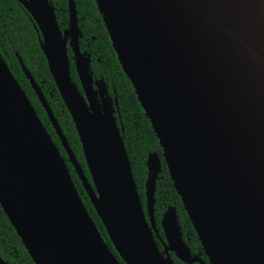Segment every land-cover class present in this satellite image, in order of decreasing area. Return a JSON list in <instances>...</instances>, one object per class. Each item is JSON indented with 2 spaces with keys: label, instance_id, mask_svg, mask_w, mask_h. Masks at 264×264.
<instances>
[{
  "label": "water",
  "instance_id": "water-1",
  "mask_svg": "<svg viewBox=\"0 0 264 264\" xmlns=\"http://www.w3.org/2000/svg\"><path fill=\"white\" fill-rule=\"evenodd\" d=\"M18 1L40 33L90 181L17 56L19 63L124 264H174L170 251L187 264H264V0H95L207 263L192 257L175 207L162 216L167 256L160 252L159 158L148 159L143 206L114 101L79 49L74 0L64 31L49 0ZM67 46L83 94L71 79ZM0 205L35 264H121L1 54Z\"/></svg>",
  "mask_w": 264,
  "mask_h": 264
},
{
  "label": "trees",
  "instance_id": "trees-1",
  "mask_svg": "<svg viewBox=\"0 0 264 264\" xmlns=\"http://www.w3.org/2000/svg\"><path fill=\"white\" fill-rule=\"evenodd\" d=\"M50 2L54 6L57 23L60 29L64 31L69 21L67 0H50ZM74 2L78 27L81 33L78 41L79 49L81 53L89 56L90 72L93 79L105 85L110 97L114 101V115L118 126H122L123 128L120 134L143 205L145 199V183L148 176V159L153 155H157L159 158L160 172L156 180L154 205V222L157 235L163 237L161 219L164 212L168 207H175L184 239L192 253L200 255L203 260L207 261V257L202 250L196 232L182 206L180 197L172 186L169 172L163 159V150L135 95L131 82L126 77L118 61L101 15L98 12L95 0H74ZM0 54L31 101L39 119L52 137V140L58 146L69 169L76 190L97 229L119 262L124 264L114 249L104 225L93 208L72 164L68 160L66 151L62 147L60 139L44 107L31 87L19 63L17 56L21 58L25 67L40 87L75 158L90 181L82 145L79 141L75 125L60 97L48 69L45 55L41 49L40 33L35 26L34 20L18 0H0ZM67 54L70 62L71 79L76 84L78 90L82 92L70 47H67ZM154 237L159 248H161L157 236L154 235ZM4 239L6 242L8 240L12 242V245L17 250L24 264H35L0 207V242ZM170 256L175 264H183L173 253H170Z\"/></svg>",
  "mask_w": 264,
  "mask_h": 264
},
{
  "label": "flooded vegetation",
  "instance_id": "flooded-vegetation-1",
  "mask_svg": "<svg viewBox=\"0 0 264 264\" xmlns=\"http://www.w3.org/2000/svg\"><path fill=\"white\" fill-rule=\"evenodd\" d=\"M49 2H50V0H49ZM50 4H51V2H50ZM52 5V4H51ZM52 7H53V9H54V6L52 5ZM67 7H68V0H67ZM68 9V8H67ZM54 12H55V10H54ZM68 13H69V10H68ZM56 15V14H55ZM67 27H68V25H67ZM66 27V28H67ZM65 28V29H66ZM79 41V40H78ZM67 47H69V46H67ZM71 49V48H70ZM72 54H73V52H72ZM73 57H74V55H73ZM74 67H75V65H74ZM77 74V73H76ZM78 77V76H77ZM81 86V85H80ZM82 89V88H81ZM80 92V91H79ZM81 94H83V92H80ZM58 147V146H57ZM144 206V205H143ZM0 207H1V205H0ZM1 209H2V207H1ZM2 211H3V209H2ZM4 212V211H3ZM5 214V213H4ZM6 215V214H5ZM7 217V216H6ZM7 219H8V217H7ZM8 221H9V219H8ZM9 223H10V221H9ZM10 225L12 226V224L10 223ZM13 227V226H12ZM13 229H14V227H13ZM15 230V229H14ZM15 232H16V230H15ZM181 232H182V230H181ZM155 233V232H154ZM17 234V233H16ZM154 235H156L157 236V239L159 240V242H160V244H161V248H159V246H158V248H159V250H160V252L162 253V255L164 256V257H166L167 255H166V253L164 252V246H163V242H165V237H164V234H163V237H160V236H158L157 235V230H156V233L154 234ZM182 235H183V233H182ZM18 236V235H17ZM19 237V236H18ZM20 238V237H19ZM183 239H184V236H183ZM184 241H185V239H184ZM22 242V241H21ZM186 242V241H185ZM186 244H187V242H186ZM0 245H1V249H0V264H24L23 262H22V260L20 259V257H19V254H18V252H17V250L15 249V247L12 245V242L10 241V240H8L7 242L5 241V239L4 240H2L1 242H0ZM22 245H23V243H22ZM158 245V244H157ZM188 245V244H187ZM24 246V245H23ZM189 247V246H188ZM25 248V247H24ZM190 248V247H189ZM25 250H26V248H25ZM191 250V249H190ZM27 251V250H26ZM28 253V252H27ZM170 253H173V252H169V254H168V257L172 260V262L174 263V261H173V259L171 258V256H170ZM191 253H192V251H191ZM174 254V253H173ZM175 255V254H174ZM175 257H176V255H175ZM192 257H199V258H201V256L200 255H196L195 253H192ZM177 258V257H176ZM178 259V258H177ZM202 259V258H201ZM179 260V259H178ZM203 260V259H202ZM180 262H182L181 260H179ZM204 262H208V261H206V260H203ZM183 264H187V263H184V262H182ZM194 263H197V264H200V263H198V262H193V263H191V264H194ZM175 264V263H174Z\"/></svg>",
  "mask_w": 264,
  "mask_h": 264
}]
</instances>
